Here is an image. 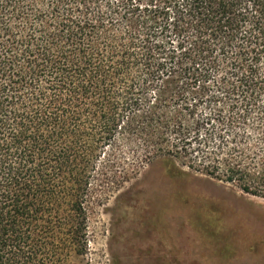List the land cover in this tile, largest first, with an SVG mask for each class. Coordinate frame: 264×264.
I'll use <instances>...</instances> for the list:
<instances>
[{"label":"trees","instance_id":"trees-1","mask_svg":"<svg viewBox=\"0 0 264 264\" xmlns=\"http://www.w3.org/2000/svg\"><path fill=\"white\" fill-rule=\"evenodd\" d=\"M158 159L264 198V0H0V264L88 255Z\"/></svg>","mask_w":264,"mask_h":264},{"label":"rangeland","instance_id":"rangeland-1","mask_svg":"<svg viewBox=\"0 0 264 264\" xmlns=\"http://www.w3.org/2000/svg\"><path fill=\"white\" fill-rule=\"evenodd\" d=\"M73 264H264V198L155 160L96 209Z\"/></svg>","mask_w":264,"mask_h":264}]
</instances>
